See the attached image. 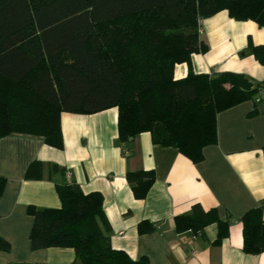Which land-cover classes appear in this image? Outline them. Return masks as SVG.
Masks as SVG:
<instances>
[{
	"label": "trees",
	"instance_id": "trees-1",
	"mask_svg": "<svg viewBox=\"0 0 264 264\" xmlns=\"http://www.w3.org/2000/svg\"><path fill=\"white\" fill-rule=\"evenodd\" d=\"M221 10L264 27V0H0V138L36 135L61 149L62 112L117 107L118 141L148 131L153 143L175 146L199 161L202 148L217 141L220 111L264 99L258 97L264 80L242 72L189 67L185 76L175 77L177 63L190 66L193 53L208 50L202 19ZM247 48L264 68V44L248 39ZM53 169L63 170L56 163ZM41 176L42 162L34 159L25 178ZM125 177L141 199L155 172L127 170ZM5 183L0 174V194ZM55 190L59 207L27 206L32 249L73 248L81 264H150L146 256L133 259L112 247L99 191L85 193L74 180L56 182ZM174 219L178 231L197 232L216 223L215 243L229 235V218L221 219L216 208L205 210L197 203L191 213ZM239 220L243 251H264L262 208L248 209ZM9 249L0 236V250Z\"/></svg>",
	"mask_w": 264,
	"mask_h": 264
},
{
	"label": "crops",
	"instance_id": "crops-1",
	"mask_svg": "<svg viewBox=\"0 0 264 264\" xmlns=\"http://www.w3.org/2000/svg\"><path fill=\"white\" fill-rule=\"evenodd\" d=\"M216 15L230 23L236 49L227 52V46L216 44L211 33L213 28L217 31L215 21L208 20V50L193 53L190 66L177 63L175 77L185 76L190 67L194 72L237 71L263 81L264 68L250 53L246 38L250 35L255 44H264V27L234 20L226 10ZM117 116V107L89 114L62 112L61 149L36 135L11 133L0 138V174L6 178L0 194V236L10 244L8 251L0 250V264H81L73 248L30 246L33 217L27 206L59 207L55 183L62 180L76 181L85 193L102 194L110 243L133 259L146 256L150 264H264V251H243L239 220L255 207L262 208L264 218V99L220 111L217 141L202 148L197 162L175 146L153 143L148 131L128 142L118 141ZM34 159L42 162V176L27 179L26 168ZM54 163L63 170H52ZM137 169L155 172V181L141 199L134 197L125 177L127 170ZM197 203L205 210L216 208L221 219L229 218V235L219 243L214 242L216 223L197 232L176 229L175 216L191 213Z\"/></svg>",
	"mask_w": 264,
	"mask_h": 264
},
{
	"label": "rangeland",
	"instance_id": "rangeland-1",
	"mask_svg": "<svg viewBox=\"0 0 264 264\" xmlns=\"http://www.w3.org/2000/svg\"><path fill=\"white\" fill-rule=\"evenodd\" d=\"M213 14L209 17L203 18L202 19V38L205 40V42L208 44V48H209V40L206 37V23L209 22L208 20H214L215 21V26L217 28V31H215L216 29H212L211 33L214 37V40L216 42L217 45L220 44H224L225 46H227L228 48H226L227 52L233 51L236 49V44H237V37L235 34H233V29L230 28V23H228V21H226V18L223 15H216ZM248 39L252 40V37L250 35H247L246 38V45L248 43ZM244 50H246V48H243L240 53H242Z\"/></svg>",
	"mask_w": 264,
	"mask_h": 264
},
{
	"label": "built area",
	"instance_id": "built-area-1",
	"mask_svg": "<svg viewBox=\"0 0 264 264\" xmlns=\"http://www.w3.org/2000/svg\"><path fill=\"white\" fill-rule=\"evenodd\" d=\"M258 97L261 98V97H264V90H260L258 92Z\"/></svg>",
	"mask_w": 264,
	"mask_h": 264
}]
</instances>
